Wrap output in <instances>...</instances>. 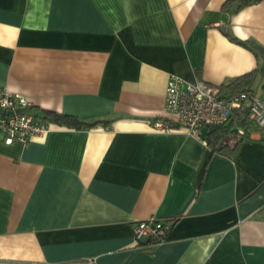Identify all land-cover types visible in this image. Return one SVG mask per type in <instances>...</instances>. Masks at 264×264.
Listing matches in <instances>:
<instances>
[{
    "label": "crops",
    "instance_id": "crops-1",
    "mask_svg": "<svg viewBox=\"0 0 264 264\" xmlns=\"http://www.w3.org/2000/svg\"><path fill=\"white\" fill-rule=\"evenodd\" d=\"M226 1L0 0V89L108 123L0 140V264H264V130L228 156L208 128L150 125L171 118L170 75L223 86L264 63L229 39L264 48V0ZM150 218L171 229L145 252L132 225Z\"/></svg>",
    "mask_w": 264,
    "mask_h": 264
},
{
    "label": "built area",
    "instance_id": "built-area-1",
    "mask_svg": "<svg viewBox=\"0 0 264 264\" xmlns=\"http://www.w3.org/2000/svg\"><path fill=\"white\" fill-rule=\"evenodd\" d=\"M165 114L168 121L156 119L151 127L163 133L183 129L191 138L199 140L202 129L226 127L235 124V116L244 114L246 122L264 130V97L254 92L225 94L222 86L203 80L189 82L176 75L167 80ZM243 111H246L244 113ZM236 126V125H235ZM52 124L33 110V106L18 94L0 89V140L6 144L13 141L28 143L41 138L51 130ZM236 137L245 135L244 129L236 126ZM202 144H206L201 140ZM171 229L169 222L153 218L138 221L132 225V236L137 246L146 240L158 243L165 240ZM85 264H93L87 259Z\"/></svg>",
    "mask_w": 264,
    "mask_h": 264
},
{
    "label": "trees",
    "instance_id": "trees-1",
    "mask_svg": "<svg viewBox=\"0 0 264 264\" xmlns=\"http://www.w3.org/2000/svg\"><path fill=\"white\" fill-rule=\"evenodd\" d=\"M260 1L261 0H228L223 5V9L226 10L232 5H235L237 9H240L249 5L256 4ZM229 39L235 44L250 50L256 56L264 59V48H262L256 42L252 40L242 41L231 37H229ZM259 76L264 78V63H262L259 69L251 71L243 76L237 77L233 79L229 84L223 85L222 90L225 94H229V95L239 92H253L255 82ZM38 114L42 116L44 120L50 122L52 125L65 126L75 129H82V128L85 129V128H93L98 125H108L107 121L98 120L91 123H86L79 120L75 116L58 114L51 111L40 110ZM234 120H235V124L230 123L226 127L224 126L208 127L206 141H207V145L211 147L213 151L226 154L228 156H233L238 143L241 141L240 140L241 138H243L248 132L259 131L257 128L250 126L246 122L245 116L242 113H240L239 115L236 114ZM235 125L244 129L245 131V135L242 136L240 139H237L236 137L237 130ZM228 135H232L233 137H235V139L237 140L236 145L233 148H229L227 146L219 147V143ZM157 243L158 242L154 240H146L141 242L137 247L139 250L149 252L152 249V247Z\"/></svg>",
    "mask_w": 264,
    "mask_h": 264
},
{
    "label": "rangeland",
    "instance_id": "rangeland-1",
    "mask_svg": "<svg viewBox=\"0 0 264 264\" xmlns=\"http://www.w3.org/2000/svg\"><path fill=\"white\" fill-rule=\"evenodd\" d=\"M259 85V79L256 80L255 85H254V89L257 91V93H260L261 90L258 88Z\"/></svg>",
    "mask_w": 264,
    "mask_h": 264
},
{
    "label": "water",
    "instance_id": "water-1",
    "mask_svg": "<svg viewBox=\"0 0 264 264\" xmlns=\"http://www.w3.org/2000/svg\"><path fill=\"white\" fill-rule=\"evenodd\" d=\"M244 113H246V111H243Z\"/></svg>",
    "mask_w": 264,
    "mask_h": 264
}]
</instances>
